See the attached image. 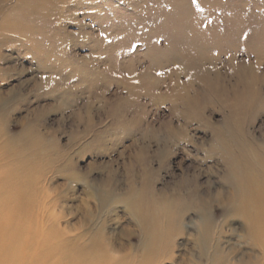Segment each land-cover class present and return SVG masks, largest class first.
Returning a JSON list of instances; mask_svg holds the SVG:
<instances>
[{"label": "rangeland", "instance_id": "374dc122", "mask_svg": "<svg viewBox=\"0 0 264 264\" xmlns=\"http://www.w3.org/2000/svg\"><path fill=\"white\" fill-rule=\"evenodd\" d=\"M261 159L264 0H0V184L39 243L258 264L239 185Z\"/></svg>", "mask_w": 264, "mask_h": 264}, {"label": "bare ground", "instance_id": "6f19581e", "mask_svg": "<svg viewBox=\"0 0 264 264\" xmlns=\"http://www.w3.org/2000/svg\"><path fill=\"white\" fill-rule=\"evenodd\" d=\"M181 59L186 61V56H182ZM194 59L188 54L189 62ZM251 162L247 164L244 162L246 168L240 174L241 185L239 186H242L243 192L240 212L247 221L249 239L256 242L262 251L258 264H264V160ZM6 188H8L6 183L0 184V264H148L146 259L142 260V263H136L120 256H113L106 244L95 241L83 244L81 238L76 241L68 239L62 241L61 239L59 240L61 243L58 244L57 236L52 232L44 236L39 243L36 241L37 229L31 227V224H28L29 226L26 224L28 211L22 208L16 198H8V194L4 192ZM19 194L22 197V191ZM149 237L147 235L146 238ZM50 238H52L51 241H49ZM142 238L144 241L145 236Z\"/></svg>", "mask_w": 264, "mask_h": 264}]
</instances>
